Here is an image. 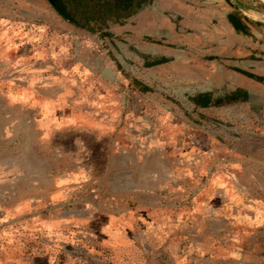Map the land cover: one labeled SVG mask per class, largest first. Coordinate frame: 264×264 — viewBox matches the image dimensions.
Here are the masks:
<instances>
[{"label": "rangeland", "instance_id": "obj_1", "mask_svg": "<svg viewBox=\"0 0 264 264\" xmlns=\"http://www.w3.org/2000/svg\"><path fill=\"white\" fill-rule=\"evenodd\" d=\"M253 1L230 0L242 11ZM214 9L223 14L228 5L215 0ZM150 11L172 14L157 5ZM261 15L252 40L212 23L214 55L204 59L213 79L202 81L193 69L199 56L147 66L156 59L108 27L77 29L47 0H0V116L7 118L0 119V144L7 155L23 154L28 174L37 164L34 150L52 155L58 171H72L76 162L89 172L64 202H53L54 212L64 204L81 218L56 231L43 228L44 213L12 212L20 194L35 199L28 179L0 186L6 264H264V84L254 81L246 101L216 103L245 77L233 70L245 66L246 49L256 67L264 62ZM201 96L209 105L193 103ZM49 111L71 116L68 122L81 114L91 124L57 131L49 141L35 131ZM114 154L118 169L134 162L127 193L114 185L123 179L106 173L105 157ZM111 194L116 204L106 206ZM37 195L44 203L45 194ZM108 210L118 213L117 237L99 230Z\"/></svg>", "mask_w": 264, "mask_h": 264}, {"label": "crops", "instance_id": "obj_2", "mask_svg": "<svg viewBox=\"0 0 264 264\" xmlns=\"http://www.w3.org/2000/svg\"><path fill=\"white\" fill-rule=\"evenodd\" d=\"M222 1H225L228 5V10L223 14H221L219 10L214 9L215 0H147L143 8L127 18L122 25L110 24L108 25L107 31L115 38L126 40L127 46L134 47L137 53L148 55L151 58L156 59L158 63L161 61V63H159L161 65H176L179 63L178 61L181 60L182 56L187 54L190 56H199L201 60L200 62L193 61L195 64L193 69L204 75V78H201L202 81L212 80L213 71L210 68L207 58L204 59L205 56L214 55V52L212 51L214 50L215 37L213 31L210 30L212 23L215 20H218L222 24H225L230 33L235 34V36H241L252 40L254 29L260 21L259 16L264 14V4L261 1L254 0L253 2L247 3L246 9L243 11L239 9L238 4H233L230 0ZM155 5L160 6L161 11H170L172 13L170 15L171 18H157L152 15L150 10ZM198 7L201 8L199 9ZM233 12H238L239 15L242 16V23L247 28V35L236 33L228 23L226 17L229 14H233ZM158 41L161 43H158ZM252 52H248L247 49L245 50V66L238 69L264 78V62L261 64V68L256 67L255 61L250 58V56L253 55ZM236 80L240 84L236 83L235 87L243 90L247 94V98L251 96L252 90L255 91L257 88L256 83L248 78L241 77L239 80L236 78ZM234 89L235 88H232L230 91ZM48 114L49 118L45 120L46 126H37L35 131L39 134H45L47 138H49V141L50 136L57 131L71 129L76 131L87 130L89 124H91L89 121H82L85 117L83 118L81 114L77 116L71 114L73 118L72 122H68V119L71 120V116L65 115V113L59 115L58 113L56 114L49 111L47 115ZM0 119L6 120L7 118L5 115H1ZM33 119H36V117ZM46 142H48V140H46ZM3 147L6 146L0 144V169L5 173L6 177L5 179L0 178V186L13 181L15 178H17V180L23 178L28 179L31 182V189L35 192V199L33 201L25 199L26 197H22L21 194L19 195L20 202L12 211L14 214H30L31 216H37L38 213H44L47 220L45 219V221H42V225L44 229L50 231H56V228L59 227L60 223H68L70 219L72 221L81 219L71 217L73 215L75 216V214H73L74 212H70L69 207H65L64 204H62V210L54 212L53 202L57 199V196H60L61 198L59 199L64 202L67 195L71 192L72 186H80L79 184L75 185V181L79 178L82 180L88 179L89 172L82 173L83 166H79L75 162V169L72 171H58L57 169H54V164H52V155L49 156L50 154L48 153L34 150L33 156L34 160L37 161V164L31 166L32 171L28 174L29 172H27V170H24V172L22 171V166L19 163L24 162L23 154L19 152L17 156H15V154L7 155V148ZM117 159L118 156L115 154L105 157L106 173L110 171L108 175L110 174L123 179V181L120 180L119 184L114 183V185H116L122 192L125 191V193H127L129 187L126 185L130 182L131 177H133L134 162L126 160L125 164H123L124 166H121V168L118 169V167H115ZM119 159L120 161L123 160V158ZM15 160H17V165L15 164ZM73 160L77 161V159ZM43 165L46 166L45 169L41 168ZM149 175L150 174H146V177ZM38 193L45 194L46 198H44V203L37 202ZM111 195L112 196L104 195L103 197V200L108 202L106 206H113L116 204L113 200H115V197L117 196L114 194ZM44 206L46 208H43ZM8 213H10V211L3 212V214ZM103 213L104 214L102 215L105 220L99 227V230L110 231L112 232V235L117 237V226L119 225L117 219L118 213L116 214L109 210L106 211V213ZM53 215L57 216L53 217ZM20 225L23 224L21 223ZM17 243L18 241L14 242V247L19 245ZM1 247H3V245H1ZM5 257H8V255L0 252V264H6L7 260ZM8 262L17 264L15 258H13L12 261L9 259Z\"/></svg>", "mask_w": 264, "mask_h": 264}, {"label": "trees", "instance_id": "obj_3", "mask_svg": "<svg viewBox=\"0 0 264 264\" xmlns=\"http://www.w3.org/2000/svg\"><path fill=\"white\" fill-rule=\"evenodd\" d=\"M259 1V0H255ZM147 0H56L55 5L51 6L55 13L67 24L81 30L93 32L95 29H106L109 24L121 25L127 18L137 13L146 4ZM227 15V21L236 33L247 35V28L242 23L241 15ZM156 62L154 60L151 63ZM255 82L264 84V78L254 76L241 70H233ZM203 97V96H201ZM247 94L236 89L220 99L216 103H234L246 101ZM196 106L205 107L209 102L203 97L201 102L192 100Z\"/></svg>", "mask_w": 264, "mask_h": 264}, {"label": "water", "instance_id": "obj_4", "mask_svg": "<svg viewBox=\"0 0 264 264\" xmlns=\"http://www.w3.org/2000/svg\"><path fill=\"white\" fill-rule=\"evenodd\" d=\"M55 1H56V0H47V2L49 3L50 6H54V5H55ZM155 64H157V63H156V62H154V63H149V64H147V66H153V65H155Z\"/></svg>", "mask_w": 264, "mask_h": 264}, {"label": "bare ground", "instance_id": "obj_5", "mask_svg": "<svg viewBox=\"0 0 264 264\" xmlns=\"http://www.w3.org/2000/svg\"><path fill=\"white\" fill-rule=\"evenodd\" d=\"M259 1H261L264 4V0H259Z\"/></svg>", "mask_w": 264, "mask_h": 264}]
</instances>
